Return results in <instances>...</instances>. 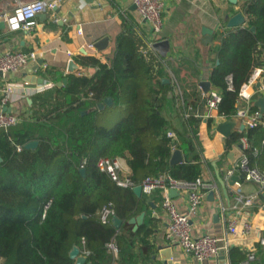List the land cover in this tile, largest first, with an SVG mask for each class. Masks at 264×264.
I'll list each match as a JSON object with an SVG mask.
<instances>
[{
	"label": "trees",
	"instance_id": "16d2710c",
	"mask_svg": "<svg viewBox=\"0 0 264 264\" xmlns=\"http://www.w3.org/2000/svg\"><path fill=\"white\" fill-rule=\"evenodd\" d=\"M241 9L245 25L226 27L213 49L219 64L210 80L222 96L218 113L226 119L235 113L238 89L262 63L264 49V0L245 1ZM139 53V48L118 46L110 64L83 57L84 65L97 68L92 76L65 75L67 83L32 97L30 117L0 128V264H74L68 253L74 245L82 248V240L92 264H108L112 254L107 244L114 240L122 254V242L129 239L125 232L145 243L151 222L134 233L127 223L145 199L100 171V157L125 158L135 182L160 174L193 182L201 174L196 159L169 163L172 143L180 148L166 134L170 127L163 108L170 85L154 79L151 65ZM106 98L111 105L104 103ZM249 108L256 110L253 104ZM241 135L255 166L252 152L258 139H264V127L245 129ZM33 140L36 147H24ZM109 202L123 221L119 229L99 219Z\"/></svg>",
	"mask_w": 264,
	"mask_h": 264
},
{
	"label": "crops",
	"instance_id": "0c3cea01",
	"mask_svg": "<svg viewBox=\"0 0 264 264\" xmlns=\"http://www.w3.org/2000/svg\"><path fill=\"white\" fill-rule=\"evenodd\" d=\"M245 1L248 0H162V29L157 37L152 34L150 25L139 17L130 0H60L56 8L35 17L30 31L9 32L0 19V54L18 50L24 53L35 51L38 55L35 61L22 70L4 76L0 74V107L4 106L1 103L2 89L11 85L13 91L10 102L5 106L10 108L9 113L19 116L21 120L28 118L32 112V97L36 93L58 86L57 83L66 79L64 76L67 74L90 77L96 72V67L82 63L83 57L94 56L110 64L118 46L125 50L133 47L140 49L152 42L148 49V59L139 54L151 65L154 79L170 85L171 92L163 108V115L170 127L167 132L174 134L171 139L180 146L177 148L173 142L175 145L172 143V152L180 150L183 162L185 159H196L201 167L198 177L211 186L205 190L204 200L191 220L193 234H208L222 241L228 240V251H222L225 264H239L249 253L254 255V259L248 264H264V245L258 241L264 238V189L245 179L238 170L228 175L246 150L243 149L241 135L245 129L241 131V125L231 118L219 121L206 119L205 92L201 85V82H209V90L218 91L210 80L212 69L219 64L213 49L220 32L227 29L225 24L228 19L238 12L243 14L241 7ZM12 4L13 0H0V9L9 13ZM79 26L82 35L77 34ZM203 29L212 31L211 42L208 44L202 43ZM104 37L108 39L104 49L87 48L89 44L94 45ZM161 40L168 41L165 55L153 48V44ZM262 50L260 65H264ZM67 51L71 52V57H68ZM40 60L42 63L38 64ZM70 60L77 66V70L71 73L67 71ZM165 79L168 82L163 81ZM39 80L42 83H38ZM175 83L180 90L179 96L176 95ZM261 96H264V77L253 87L250 105ZM241 104L239 102L237 107ZM227 120L234 122L235 127L231 136L224 137L216 131V126ZM263 142L264 139H258L256 145L259 147L253 149L252 157L255 166L264 172ZM116 159L120 164V176L130 177L131 169L126 159ZM232 177H235L234 181ZM142 179L139 178L136 183ZM177 193L171 200L180 212H186L187 194L185 191ZM239 195L251 200L250 205L240 206L237 215L240 221H249L256 230V236L249 239H231L227 232V219L236 214L231 207ZM138 197H143L145 203L134 216L144 212V217L142 224L135 230L129 224L132 226L131 233L136 232L144 223L151 222L150 233L144 243L125 232L129 239L122 242L123 253L116 249L108 264H165L164 258L169 254L172 261L180 264H203L181 252L166 239L167 214L162 208L163 194L156 191L149 196L142 193ZM73 247L81 250L76 245ZM206 263L217 264L218 256Z\"/></svg>",
	"mask_w": 264,
	"mask_h": 264
},
{
	"label": "built area",
	"instance_id": "2783aa9c",
	"mask_svg": "<svg viewBox=\"0 0 264 264\" xmlns=\"http://www.w3.org/2000/svg\"><path fill=\"white\" fill-rule=\"evenodd\" d=\"M139 17L147 22L152 34L157 37L162 29V0H130ZM60 0H13V7L11 12L7 13L0 9V19L4 22L6 29L9 32L14 31H30L34 25L35 17L57 7ZM77 34L82 35V29L80 26L77 29ZM152 45L148 43L147 47H141L139 49L140 54L144 58L148 59L149 47ZM93 44L87 46L88 49H93ZM68 57H71V52L67 51ZM38 55L35 51L24 53L18 50L4 51L0 54V74L6 75L9 73H15L22 70L27 64L35 61ZM264 77V65L256 66L247 81L244 82L238 89V99L241 102V106L237 107L235 113L231 116V119L238 122L244 129L254 128L258 125L264 127V119L258 110L251 111L250 103L252 101V89L255 84ZM230 79L228 78V81ZM229 89L231 87L229 86ZM176 95H180V90L175 83ZM13 87L7 85L2 89L1 103L7 105L10 102V95L12 94ZM204 103L206 107V119L213 121L225 120L226 118L219 115L218 105L221 102L222 96L220 92L212 89L203 94ZM20 117L0 110V128H6L20 122ZM167 136L174 138V134L170 131L167 132ZM243 149L248 147L245 136L242 138ZM264 150V142L262 143ZM16 150L20 151L21 146L17 145ZM256 153V151L254 150ZM86 160L83 159L80 163V168H84ZM96 167L103 172H106L110 179L121 188H134L141 186V191L144 195H151L156 191H160L163 194L162 208L167 214V222L165 225V237L171 243L176 245L181 252L187 255H191L197 262L210 261L212 258L218 256L220 251L227 252L229 248V241H222V239L208 235H194L192 229V218L198 212L204 197L205 190L211 186L205 182L201 177H197L193 182H182L176 179H172L165 174L157 176H146L140 183H136L130 177L120 176V164L118 160L109 157H100L96 160ZM234 170H238L245 179L257 184L260 189H264V172L260 171L256 166H251L248 156L245 152L242 153L239 161L234 169L228 172L230 175ZM170 189H175L177 192L185 191L188 197V208L186 212H180L174 205L172 200L168 197ZM251 200L245 199L241 195L235 198L232 211H236V214L230 216L227 219V232L231 239H249L252 238L254 227L249 221H240L237 217L242 205H250ZM49 205V201L46 202L43 209L44 211ZM115 216V211L112 204L109 202L104 205L99 211V219L101 223H111L112 218ZM256 236V235H255ZM259 243L264 245V238H259ZM221 243V245H220ZM84 241L82 240V248L80 254L88 257L89 251L84 247ZM108 252L113 254L116 251V245L114 240H111L107 244ZM254 259V255L249 253L245 260L239 264H248Z\"/></svg>",
	"mask_w": 264,
	"mask_h": 264
},
{
	"label": "water",
	"instance_id": "95a60500",
	"mask_svg": "<svg viewBox=\"0 0 264 264\" xmlns=\"http://www.w3.org/2000/svg\"><path fill=\"white\" fill-rule=\"evenodd\" d=\"M86 1H88V0H86ZM231 1L234 2V0H231ZM38 16H39V14H38ZM245 23H246L245 16L241 12H238V13H236L235 15L231 16L228 19V21L226 23V27L227 28L240 27V26L245 25ZM2 25H3V23H1V26ZM251 30H254V28H252ZM202 33H203V36H204L202 43L203 44L210 43L211 42V38H212L211 37L212 31H210L209 29H203ZM107 43H108V39L106 37H104V38L100 39L99 41H97L96 43H94L93 46L97 50H102V49H104L107 46ZM153 48L155 50H157L161 55H165V53L167 52V49H168V41L167 40L158 41V42L153 44ZM81 52L85 53L84 50H81ZM262 53H263V56H264V49L262 50ZM41 63H42L41 60L38 61V64H41ZM75 70H77V66L75 65V63L72 60H70L68 62V64H67V71L71 73V72H73ZM31 81H33V79ZM163 81H167V79H165ZM38 83H42V81L39 80ZM65 83H67V80L63 79L62 81L58 82L57 85L61 86V85L65 84ZM201 85H202V87L204 89L203 90L204 92H207L209 90V85H210L209 82H201ZM104 103L107 104V105H111L112 104V99L111 98H106ZM253 106L263 116L264 115V96L256 98L253 101ZM98 108L99 109L103 108V104H99ZM0 110L4 111V112H7V113L10 112V108L6 107V106L0 107ZM234 127H235V123L232 122V121L227 120V121H223V122L218 123L217 126H216V131L218 133L222 134L224 137H229V136H231V134H232L231 131H232V129ZM243 129H244V127L240 126V130L242 131ZM174 145L175 144L173 143V146ZM36 146H37V141H29V142H27L24 145V147L27 148V149H32V148H34ZM239 146L242 147V145H239ZM0 162H1V157H0ZM182 162H183V157L181 155L180 150L175 149L172 152V154H171L170 164L173 165V164H179V163H182ZM80 172H81V174L84 175L85 171H84L83 168H81ZM231 179H232V181H234L235 177H232ZM231 184H233V183H231ZM132 191L137 196H141L142 195L141 186H139V185L134 187V188H132ZM177 194L178 193H177V191L175 189H170L169 192H168V197L170 199H172V197L174 195H177ZM143 217H144V212H141L139 215L134 216L131 219H129L128 220V224L133 225V230H135V229H137L138 226H140L142 224ZM111 223H112V226L115 229H119L121 224H122V220L120 218H118L117 216H114L112 218V220H111ZM169 253H170V251H169ZM68 256H69V258L74 260V264H92L88 260L87 257H85V256L80 254V251H79V249L77 247H73L69 251ZM164 259H165V264H180L179 262H174V261L171 260V254H169L168 256H165ZM225 263H226L225 256H224L223 252L220 251L219 254H218V263L217 264H225ZM203 264H207L206 261H204Z\"/></svg>",
	"mask_w": 264,
	"mask_h": 264
},
{
	"label": "rangeland",
	"instance_id": "374dc122",
	"mask_svg": "<svg viewBox=\"0 0 264 264\" xmlns=\"http://www.w3.org/2000/svg\"><path fill=\"white\" fill-rule=\"evenodd\" d=\"M116 117H117V116H116ZM116 117H114V120L117 122V119H118V118H116ZM114 123H115V122H114Z\"/></svg>",
	"mask_w": 264,
	"mask_h": 264
}]
</instances>
